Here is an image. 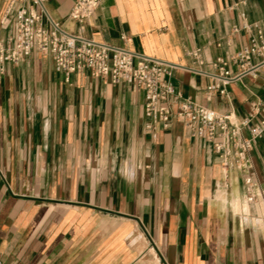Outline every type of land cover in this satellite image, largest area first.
Returning <instances> with one entry per match:
<instances>
[{
	"label": "crops",
	"instance_id": "crops-1",
	"mask_svg": "<svg viewBox=\"0 0 264 264\" xmlns=\"http://www.w3.org/2000/svg\"><path fill=\"white\" fill-rule=\"evenodd\" d=\"M74 2L45 4L67 31L78 27L69 17ZM18 6L0 0L1 40L15 33ZM259 29L264 0H102L86 33L179 65L166 77L175 109L190 99L234 121L252 113L254 125L264 63L220 83L225 94L208 86L217 58L237 53ZM196 48L201 61L191 54ZM144 104L132 84L87 71L67 76L36 48L6 64L0 264H264V134L249 152L263 188L250 202L242 169L227 168L212 142L176 117L153 137Z\"/></svg>",
	"mask_w": 264,
	"mask_h": 264
},
{
	"label": "built area",
	"instance_id": "built-area-1",
	"mask_svg": "<svg viewBox=\"0 0 264 264\" xmlns=\"http://www.w3.org/2000/svg\"><path fill=\"white\" fill-rule=\"evenodd\" d=\"M8 1L19 6L15 14V33L0 39V75L7 63H21L36 48L50 55L55 70L67 76L87 71L93 77L107 79L114 84L128 82L144 91L145 127L153 137L158 136L161 128H168L176 117L193 136L211 141L214 151L227 168L235 165L245 172L246 194L250 202L262 195L263 188L254 178L249 152L254 142L264 134V101L255 105V113H262V117L254 125L251 124L252 113L234 121L230 114L219 113L190 99L178 102L175 109L173 102L178 96L166 77L180 68L179 65L87 35L89 20L102 0H75L69 17L78 24L76 31L65 30L50 17L45 5L47 0ZM47 21L50 26H47ZM191 54L201 61V48L192 50ZM263 63L264 32L259 29L257 37L237 53L227 59L217 58L214 65L219 72L213 75L215 82L208 86V91L219 90L225 94L226 89L221 88L220 83L226 85L245 75L255 74ZM232 64L236 71L230 68ZM243 129L248 130V137L243 135ZM231 155L235 158L233 163L229 161Z\"/></svg>",
	"mask_w": 264,
	"mask_h": 264
}]
</instances>
